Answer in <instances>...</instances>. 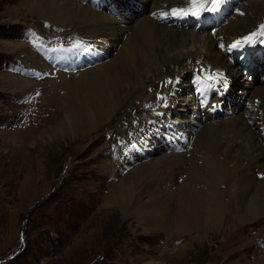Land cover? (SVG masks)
<instances>
[{
    "label": "bare ground",
    "instance_id": "bare-ground-1",
    "mask_svg": "<svg viewBox=\"0 0 264 264\" xmlns=\"http://www.w3.org/2000/svg\"><path fill=\"white\" fill-rule=\"evenodd\" d=\"M127 1L112 3L122 14L120 17L104 11V0L98 7L86 0L34 1L29 8L32 15L62 27L67 31L62 41L89 47L91 53L80 62L83 70L74 73L56 70L38 54L28 52L22 58L26 76L10 75L4 86L11 92L32 95L30 103H34L37 80L47 74L49 78L52 74H68L69 81L65 78L68 83L62 88L65 97L61 111L65 119L54 132L71 131L78 142L112 125L115 118L120 123L129 117L116 151L127 158L131 156L128 166L134 168L113 186L106 205L125 217L139 216L165 233L171 229L173 234L193 238L218 231L226 251H234L229 256L232 258L239 254L238 225L245 228L264 218V138L258 129L264 125V69L255 73L252 82L246 81L247 75L238 61L231 60L227 46L260 21L264 0L241 2L218 33L214 26L204 32L162 23L159 13L186 6L185 0H129L131 5L126 11L121 7ZM224 38L227 41L222 48L220 41ZM201 69L229 74L230 87L223 104L243 101L244 105L228 116V112L213 114L211 105L201 107L194 93L190 98L189 77ZM163 74L181 75L176 83L155 94ZM158 95L166 99H158ZM147 102L154 105L145 108L149 111L130 126L136 111ZM206 116L209 117L205 119ZM37 118L31 116L25 126H34ZM195 120L201 121V126L193 129ZM162 123L163 130L158 131ZM180 125L183 128H178ZM175 132H182L186 140ZM152 135L154 139L149 141ZM175 138L184 149L166 150L164 144ZM183 175L186 178L178 184ZM234 200L236 206L230 207ZM261 242L264 245L263 239L258 244ZM180 251L185 250L181 247ZM261 255L259 264H264V253Z\"/></svg>",
    "mask_w": 264,
    "mask_h": 264
},
{
    "label": "rangeland",
    "instance_id": "rangeland-1",
    "mask_svg": "<svg viewBox=\"0 0 264 264\" xmlns=\"http://www.w3.org/2000/svg\"><path fill=\"white\" fill-rule=\"evenodd\" d=\"M34 1L0 0V264H259L264 253V245L258 244L264 240V218L245 228L238 225L239 254L230 258L234 251H226L218 231L193 238L173 234L171 229L165 233L139 216L125 217L106 205L113 186L134 168L128 166L131 156L116 151L129 117L120 123L115 118L111 128L93 132L84 142H78L71 131L55 133L65 119L62 88L68 83V74L50 78L47 74L37 80L34 103H30L32 95L5 88L10 75L26 76L22 58L28 52L44 55L47 47H66L72 42L61 40L67 32L62 27L29 12ZM116 1L111 3L117 5ZM258 18L243 36L264 20V14ZM221 29L215 28L217 33ZM180 75L163 74L156 83L159 90L153 93L163 92ZM152 105L154 102L141 106L130 126ZM35 115L34 126H25ZM164 126L162 123L158 131ZM185 178L180 177L178 184ZM231 203L230 207L236 206L235 200Z\"/></svg>",
    "mask_w": 264,
    "mask_h": 264
},
{
    "label": "snow or ice",
    "instance_id": "snow-or-ice-1",
    "mask_svg": "<svg viewBox=\"0 0 264 264\" xmlns=\"http://www.w3.org/2000/svg\"><path fill=\"white\" fill-rule=\"evenodd\" d=\"M227 2V0H185L186 6L180 7H171L169 9L163 10L159 13L162 19H188L193 18L196 20L201 19L205 14H216L222 10V6ZM239 11V10H237ZM240 15H243V12H239ZM153 15H156L154 13ZM257 44L264 45V23L258 25V27L247 33L246 35L238 38L233 41L231 44L227 46L229 51L232 50H241L244 47H254ZM80 47V44L74 43L73 49H77ZM223 48L224 45L221 44ZM205 70L201 69L199 74L197 75V80H200V77L204 74ZM223 74H219L222 78ZM214 74L208 73V79L213 80ZM167 83H173L172 81H168ZM226 84V82H225ZM214 84H209L208 87H213ZM197 91H201V89H197ZM158 99H166L165 97H160L158 95Z\"/></svg>",
    "mask_w": 264,
    "mask_h": 264
}]
</instances>
